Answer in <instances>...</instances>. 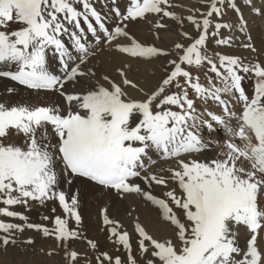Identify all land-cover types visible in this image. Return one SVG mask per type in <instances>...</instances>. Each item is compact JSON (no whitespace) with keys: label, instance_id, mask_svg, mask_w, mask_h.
<instances>
[{"label":"snow or ice","instance_id":"obj_1","mask_svg":"<svg viewBox=\"0 0 264 264\" xmlns=\"http://www.w3.org/2000/svg\"><path fill=\"white\" fill-rule=\"evenodd\" d=\"M197 3L184 15V5L173 0H129L123 12L110 8L114 17L108 24L92 0H0V67L8 69L0 70V77L37 92L54 91L64 105L0 101V216L22 221L0 219V247L16 245L19 234L30 229L55 239L56 248L48 255L62 251L61 264H91L70 247L76 240L86 242L96 264H264V62L243 11L264 17V0L260 6L255 0ZM230 12L235 18L225 20ZM166 18L189 43L158 46L159 34L171 27ZM137 19L149 25L152 40L129 32L128 24ZM186 24L193 26L195 36L185 30ZM238 40L239 47L257 54L255 59L216 50L236 47ZM105 49L145 64L168 59L161 65L163 75L145 91L129 78L130 63L114 68L118 81L106 73L97 75L91 61ZM49 52L58 58L59 74L49 70ZM82 78L90 83L80 86ZM245 80L253 82L251 95ZM128 86L142 96H131ZM210 102L219 113L209 109ZM220 125L227 135L221 151L211 159L196 158L209 147L202 129L211 137ZM157 160L175 165L152 170ZM61 165L66 184L84 177L101 186L102 195L141 198L158 210L172 236L155 238L134 219V251L132 234L110 218L106 206L99 215L117 254L100 251L98 241L80 227L79 193L60 188ZM169 182L179 195L176 188L163 197L153 193V184L167 189ZM49 201L57 202L63 213L55 215L53 208L52 218L42 216L51 227L12 210ZM241 229L247 237L243 247ZM33 242L31 237L24 241Z\"/></svg>","mask_w":264,"mask_h":264},{"label":"bare ground","instance_id":"obj_2","mask_svg":"<svg viewBox=\"0 0 264 264\" xmlns=\"http://www.w3.org/2000/svg\"><path fill=\"white\" fill-rule=\"evenodd\" d=\"M98 11H100L101 14L107 18L108 24H111L113 22L114 13H112L110 10H98ZM137 22H130L128 24L129 32L135 35L138 39L150 40L152 34L149 32V26L146 24L141 26ZM13 27H18V25H13ZM261 32L262 31L260 30L259 32L253 31L252 41L258 47L264 48V41H261L260 38ZM241 36L242 34L240 35V38ZM63 40L66 42V44L70 45L71 41L67 35L63 36ZM89 42L92 43L93 45L95 44V41L91 37V34H89ZM210 43L211 41H209L208 47L209 49H213L215 46ZM101 47L103 48V46ZM236 47H232V48L219 47L216 50L220 52H228L232 54L241 55L247 58L249 57L250 54L245 49L239 47V43H237ZM259 58L263 59L262 56H259ZM167 59L168 58L162 57L159 60H153L151 63L145 64L140 60H129L126 56H122L112 51L111 49H105L99 51L96 57L92 59L91 66L93 67V70L97 73V75L101 73H106L112 79L118 81L119 77L115 74L114 68L124 62L130 63L131 71L129 72V78L134 80V82H136L137 84H139V86L145 89V91H148L152 89V87L157 83L158 79L163 75V68L157 66L158 65L157 63L165 64ZM47 60H48L49 70L53 71L54 74H59L58 58L55 57L52 52H49L47 56ZM0 70H8V69L0 67ZM12 70H14V68ZM204 70L206 71L207 69ZM201 80L203 82L204 80L203 75H201ZM87 83H90V81H88L85 78H82L80 86H83ZM8 87L14 88L15 92L8 93L6 91ZM67 87H71V85H68ZM127 91L133 97L140 98L142 96L140 92H138L136 89H133L131 86H128ZM0 101L27 102V103H36L37 101H43V102L56 101L60 103L61 107H64L62 99L59 97L58 93L54 91H43V90L37 92L36 90L28 89L26 86L20 85L17 82L4 77H0ZM198 109H199V102H198ZM209 109L217 113L220 112V109L211 102L209 103ZM208 131L209 130L206 128L202 129V134L204 135L206 141L209 142V147L206 150L202 151L201 153L195 154L196 158L198 159L214 158L221 151L220 146H222L223 140L227 139V135L222 125L219 126L218 133L216 132V128L214 126V128L211 130L213 132V135L211 137L208 136L207 134ZM50 139L51 142L53 143L56 142V138L54 136L50 137ZM153 159H156V156L154 154H153ZM174 165L175 162L171 160L169 161L157 160V164L150 165V167L152 168V170H156L159 167L167 168L169 166H174ZM60 168H62V165L59 166L57 169L58 178L61 179L60 188L61 190H65L69 194H71V188H73L72 194H75L77 192L79 193L80 201H81V207H80L81 213L87 218V222L84 221L85 225L87 226L98 225V223H100L99 221H97L99 218V210L100 208L107 206L108 212L110 213L111 211L112 212L111 215L115 217L113 219H119L122 222H126V218H128L129 216L128 212L130 211L131 218L129 224L131 223L132 225V220L138 218L139 221L142 223V225L146 228V230L155 238L164 239L172 236V228L162 221L158 210L153 206H151L150 204H145L144 202H142L141 198L136 196H128L124 199H120L116 197L114 192L105 196L102 195V193L105 190L101 186L77 177L73 178L72 184L70 185L66 184L63 181L62 173L59 171ZM135 182L140 183L142 187H146V185H144L140 179H136ZM172 188H176L177 195L180 194L178 187L172 182H169L167 189H165L163 186H157L155 184L152 185L153 193L160 197H163V193ZM54 205L58 206L57 202L49 201L46 206H40L38 203L33 202L32 207L28 210H25L21 206H14V210L20 211L29 217L33 215V208L37 206L39 208L38 211L40 213V216L48 215L50 217L51 212L49 210V207H52ZM143 205H145V207ZM0 207H3V205L0 204ZM174 210H176L177 213L179 214L178 209H174ZM0 219H3L5 221H10L13 223H22V221H20L19 219L13 221L11 218H7L4 216H0ZM130 229L131 228L129 226V230ZM27 233L28 232L26 229L22 234H19L18 236V239L24 238L21 245V250L23 251L22 256L21 255L18 256L16 254L19 249L20 241H18L19 243H17L16 246L10 244L7 246L6 249L0 247V264H32L26 262L27 259L29 261L30 258H32V260L30 261H35V264H53L54 261L55 262L58 261L57 263L61 264L62 255L60 254L57 255L56 253H53L52 256L48 255L50 248H52L53 245L52 243H55L53 240H51V242L49 243L47 240H45L44 245H42L41 247V251L39 249L40 251L39 253L35 249L37 245L29 246L28 244L24 243V241L27 240L29 237L33 238L32 235H28ZM246 239L247 237L245 235V232L243 229H241L240 244L242 247L246 243ZM43 241L41 242V244L43 243ZM108 245L109 243L106 242L105 247H107ZM261 247L264 248V241L261 242ZM108 252L110 254H114L112 251H108ZM57 256L59 259L56 258Z\"/></svg>","mask_w":264,"mask_h":264},{"label":"rangeland","instance_id":"obj_3","mask_svg":"<svg viewBox=\"0 0 264 264\" xmlns=\"http://www.w3.org/2000/svg\"><path fill=\"white\" fill-rule=\"evenodd\" d=\"M92 2H93V6L96 7L97 10H110L111 7H119L120 10L123 12V11L126 10V7H127L128 3H129V0H115V4H113V0H92ZM173 2L174 3H180V4L184 5V9H183V14L184 15H187V8L188 7H190V6H199L198 3H197V0H173ZM255 3H256L257 6H260L261 0H255ZM77 7H81V6L77 5ZM174 10L176 12H178V13H180L182 11L181 8H175ZM243 11L245 13V18L248 20V31L250 32L251 37H252L253 31L259 32V30H260V31H262L260 33L261 34V36H260L261 41H264V17L251 15L250 14V10L248 8H244ZM153 18H154L153 16H149V19H153ZM234 18H235L234 17V13H231V12L228 14V16L224 17L225 20H233ZM135 22L139 23L141 26H143L145 24L148 25L142 19H137ZM164 23L169 24L171 27H170L169 31H167V32H163L162 31L159 34L160 35V39L156 41L158 46H161V47H164V48H169V47H171V45L175 41H180V42H183L185 44L189 43V41L183 39V37H181L179 35V33L177 31V28H176V25H175V23L172 20L166 18L164 20ZM82 26H84V25H82ZM84 27H86V26H84ZM185 30L189 31L193 36L196 35V32H195L193 26L190 25V24H186L185 25ZM225 34H227V33H225ZM237 35L240 37L241 34L239 32H237ZM152 39H153V36L150 37V40H152ZM240 40H245L246 41V37L242 34ZM240 40H238L237 43H240ZM208 44H209V42H208ZM210 44L213 45L212 41H211ZM254 45H255V47L257 49V52H258L259 56H262L263 59H264V48L258 47L256 44H254ZM236 48H238V47H236ZM247 52L250 54L249 57H248L249 60H252V58L253 59L256 58V56H257L256 53H251L249 51H247ZM259 59L261 60V62H264V60L262 58H259ZM157 64H158L157 66L161 67V65L163 63H157ZM243 86L245 87V89H247V92L249 93V95H251L252 94V90H253V82L251 80L244 81L243 82ZM77 178H81V179L87 180V181H89L91 183H94V182H92V181H90V180H88L87 178H84V177H77ZM72 192H73V188H71V194H72ZM57 205H58V203H57ZM143 206L145 207V205H143ZM53 208L56 209L55 215L63 216V213H62V210L60 209V207L54 205L52 207H49V210L51 212L50 218H52L54 216V214L51 211ZM12 210H14V207L12 208ZM38 210H39V208L37 206H35L33 208V215L29 216L30 222H33V223H45L49 227H51L52 225H51L50 222L42 221V216H40V213H39ZM79 211L81 213V209H79ZM111 213L112 212L110 211V213H109L110 218H115L114 216L111 215ZM81 215H82V225L80 227L86 233L87 237L95 239L96 241H98L100 251H112L114 253L113 255H116L117 252H116L115 247L112 244V242L107 238L108 237V233L106 231V226L102 223V218L100 217V215H99V218L97 220L100 223H98V225H94V226L85 225L84 221L87 222V218L82 213H81ZM86 215H88V214H86ZM11 219L13 221L16 220V219H13V218H11ZM116 220H119V219H116ZM129 222H130V217L129 216H128V218H126V222L120 221V223L123 225V228L125 230L129 231L132 234V236H133V248H134V251H135V248H136V244H135L136 235L134 233L133 223L131 225V223L129 224ZM72 226L76 227L74 223L72 224ZM129 226L131 228L130 230H129ZM27 232H28L27 233L28 235H32L33 236L32 239L34 241L29 246L37 245L35 247V249L39 253L41 251L42 245H44L45 240H47L48 243L51 242V240H53L55 243H52L53 245L51 244L52 248H50V249L56 248L57 242L55 241V239L44 237L41 233H39L37 231H34V230L27 229ZM35 236H37V237H35ZM23 240H24V238L18 239V241H20V243L18 242L19 243V249H18V252L16 253L18 256H20V255L22 256V254H23V251L21 250V245H22ZM42 241H43V243L41 244ZM106 242L109 243V245L107 247H105L106 246ZM70 247L74 248L75 250H77L81 254L82 257H86V258L90 259L91 260V264H96V260L94 259L95 253L87 246L86 242H82V241H78V240L72 241L70 243ZM39 249H40V251H39ZM59 254L63 255L62 251H60ZM121 254H122V250H121ZM56 258L59 259L58 256ZM30 260H32V258H30ZM30 260L28 261V259H27L26 262L35 264V261H30ZM57 262H56V264H58ZM77 264H82V261H78Z\"/></svg>","mask_w":264,"mask_h":264}]
</instances>
